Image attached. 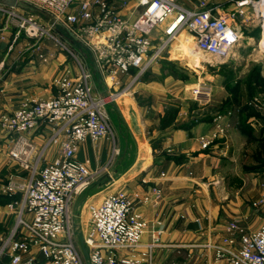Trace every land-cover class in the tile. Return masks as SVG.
<instances>
[{
  "label": "built area",
  "instance_id": "1",
  "mask_svg": "<svg viewBox=\"0 0 264 264\" xmlns=\"http://www.w3.org/2000/svg\"><path fill=\"white\" fill-rule=\"evenodd\" d=\"M19 1L29 8L0 3V42L7 41L6 31L15 28L9 50L24 34L35 41L32 47L44 63L52 55L44 48L47 37L71 52L35 13L40 11L88 46L107 89L95 90L92 71L78 61L77 74L69 70L56 79V94L27 99L17 109L0 113L9 158L23 171L2 185V193L11 197L5 207L15 215V222L8 232L0 233V262L7 258L10 264H87L78 238L82 232L91 264H157L163 230L151 229L149 241L142 242L149 222L136 206L158 205L163 189L153 185L142 192L109 191L87 204L88 219L77 226L74 202L108 169L119 149L113 147L106 164L95 169L76 154L86 140L98 144L113 135L108 102L130 93L179 34H190L194 53L227 59L240 45L239 24L247 23L251 9L264 39V0H235L233 8L221 12L207 0H199L196 8L180 0H135L133 20L122 13L131 0ZM161 25L165 38L158 34ZM124 77L131 80L113 90ZM211 92L212 85L201 80L192 88L193 99L201 105L210 102ZM258 102L254 98L250 104ZM231 113L214 115L213 131L199 137L204 149L227 143ZM42 125L50 134L39 145L32 133ZM52 147L56 154L48 161ZM252 207L260 219L257 226L233 219L225 225V234L204 245L212 253L211 264H264V194Z\"/></svg>",
  "mask_w": 264,
  "mask_h": 264
},
{
  "label": "crops",
  "instance_id": "2",
  "mask_svg": "<svg viewBox=\"0 0 264 264\" xmlns=\"http://www.w3.org/2000/svg\"><path fill=\"white\" fill-rule=\"evenodd\" d=\"M180 2L190 8H196L199 0ZM210 5L215 11L221 12L233 8L235 0H232L227 8H221L217 4ZM122 13L133 20L136 17V1L131 0ZM255 19L256 27H253L252 21L249 20L246 24H239L242 40L245 35L251 40L260 37L259 21L256 17ZM164 28L165 25L159 26V31ZM14 31L15 28L6 31L7 41L0 42V113L17 109L27 99L50 97V75L49 71H45V65L51 63L50 70L53 72L59 67V61L64 59L62 56H65L64 53L51 48L50 52L47 51L57 58L44 64L38 58L36 49L28 46L31 39L24 34L13 49L9 50ZM242 48L245 49L246 46L238 45L236 52L240 53ZM185 53L187 51H184ZM24 54V57L28 54L27 59L30 60L23 61L25 64L20 68H13L14 61ZM177 54V51L167 47L146 77L135 81L132 91L117 99L119 111L111 102L133 140L135 154L128 166L121 160L120 163L108 167L99 179L111 174L113 180L98 188L99 191L95 195L101 194L97 199L99 200L109 191L142 192L153 185L160 186L163 189V199L158 205L136 206L137 211L149 222L142 242L149 241L151 229L161 228L163 233L161 245L157 250L158 264L171 261L174 253L181 250L197 261L202 259L204 264H211L212 253L204 245L225 234V225L233 219H238L245 225L249 224L250 214L241 211L240 200L234 202L227 199L230 192L225 188L226 177L221 172V165L229 151V139L226 144L217 142L208 149H204L199 140L202 135L213 131V121L207 116L215 112H209L206 105H201L194 99L193 101L186 92L187 81L170 74L161 66V59L182 64ZM69 66L73 70L71 65ZM93 69L97 72L94 64ZM130 80L131 77H124L122 84L112 89L118 90ZM98 84L102 88L97 91L104 93L107 86L101 77ZM229 101L233 104L235 102L232 98ZM171 109H175L176 114L165 123L164 118ZM32 134L34 140L42 145L50 132L42 125ZM128 144L126 140L124 149H127ZM56 150V147L50 149L48 161L54 158ZM111 152L107 138L97 145L86 140L81 144L76 157L80 160L88 159L91 168H95L98 160L99 165H105ZM19 174H23V171L9 158L7 135L0 127V194H3V183ZM3 207L0 206V220L8 225V220L15 218V215L5 205Z\"/></svg>",
  "mask_w": 264,
  "mask_h": 264
},
{
  "label": "rangeland",
  "instance_id": "3",
  "mask_svg": "<svg viewBox=\"0 0 264 264\" xmlns=\"http://www.w3.org/2000/svg\"><path fill=\"white\" fill-rule=\"evenodd\" d=\"M207 1H209V4H217V6L221 8H227L230 6L232 0ZM35 13L38 14L43 22L51 27L50 32L62 40L73 53L67 50H61L50 37L43 39L45 51L49 50L50 52L52 48L57 49L58 52H62L65 55L62 56L64 59L59 61V67L53 72L50 70V62H53V59L56 60V55H51L49 61L44 63H50L47 66L45 65L44 69L46 72L49 71L50 76L48 80L52 90L51 94L57 93V78L67 73L69 70L73 74L78 73V61L89 67L93 74L92 81L94 87L96 86L95 90H100L102 87L98 84V81L101 76L99 72H95L93 69L94 58L88 46L82 40L73 39L65 29L55 24L49 16L40 11H35ZM250 13L249 21H252V26L256 27L257 21L251 9ZM158 34L164 37L162 31L158 32ZM261 40H263L262 35L254 38V40L247 38L245 35L240 44L246 46V48H242L241 52L237 53L236 47L234 52L227 59H221L208 54L194 53L192 50L193 39L187 31H184L183 34H179L168 45L169 48L171 47L174 51L178 52L177 57H179L182 63L180 64L178 62L179 65L187 68V74L189 76L186 80L187 83L185 87L188 88L186 92L192 100V88L201 80L212 85L211 100L205 106L208 107V111L217 112L228 108L224 113L228 111L232 112L228 118V139L230 146L229 151L224 157L225 162L221 165V172L226 177L225 188L227 187L230 192L227 199L234 200V202L240 200L241 211L250 214L248 219L249 224H247L249 227L257 226L259 223V216L252 207V203L264 194V47L263 44L260 43ZM34 42V40H31L28 46H32ZM184 46H186V48ZM184 51H187V53L184 54ZM24 56L25 54L14 61L13 68H20L22 64H25L23 61L27 59L28 54L26 57ZM28 60L30 59H27L26 62ZM69 65H71L73 70L70 69ZM4 71L5 70H3L2 73H4ZM230 98L235 102L228 106L226 103ZM254 98H257L259 102L250 104ZM107 106L111 118L113 135L106 138L111 145V151L113 147L119 149V153L114 155L111 164L114 165L123 160L126 166H128L133 161L135 154L133 140L126 131V125L123 119L114 109L110 101ZM241 112H243V114H241L240 117ZM248 112L250 113L248 114ZM126 140H128L129 144L127 149H124ZM97 164L95 168L101 166L99 165V160ZM88 191L89 190L84 191L78 195L72 206V211L75 215V224H80L81 222L85 223L87 221V204L90 201H97L101 195H95V193L99 191L98 188L93 189L91 192ZM3 206L4 205H2V207ZM14 222L15 218L9 219L8 225L0 220V231L4 229L10 230ZM241 223L243 224V222ZM174 255L171 261H166L161 264H204L202 259L197 261L196 258L188 256L187 252L183 250L176 251ZM0 264L10 263L6 258L3 262H0Z\"/></svg>",
  "mask_w": 264,
  "mask_h": 264
},
{
  "label": "trees",
  "instance_id": "4",
  "mask_svg": "<svg viewBox=\"0 0 264 264\" xmlns=\"http://www.w3.org/2000/svg\"><path fill=\"white\" fill-rule=\"evenodd\" d=\"M160 63H161V66L163 69L167 70L170 74L174 75V76H177V77H180L181 79L183 80H187L188 78V74H187V68L182 66V65H179V63L177 61H173V60H167V59H161L160 60ZM150 70V69H149ZM147 70L142 76L141 78H145L146 77V74L147 72L149 71ZM232 103L228 100L226 105H231ZM228 109V108H226ZM226 109H222L220 111H217L215 112L214 114H211V115H208L207 117H211V119H213L214 115L217 114V113H224L225 111H227ZM222 111V112H221ZM249 111V110H248ZM252 112V111H251ZM250 112H248L249 114ZM176 114V110L175 109H171V110H168L167 111V114L164 118V122L167 123L169 119H172V117H174ZM241 114H243V112L240 113V117H241ZM247 116V115H246ZM244 117V116H242ZM11 200V197L5 195V194H0V204L1 205H6L9 201ZM9 229H6L4 231H0V233H6L8 232Z\"/></svg>",
  "mask_w": 264,
  "mask_h": 264
},
{
  "label": "water",
  "instance_id": "5",
  "mask_svg": "<svg viewBox=\"0 0 264 264\" xmlns=\"http://www.w3.org/2000/svg\"><path fill=\"white\" fill-rule=\"evenodd\" d=\"M0 3L5 4V5H9V6H19V7H23V8H29V6L27 4H25L19 0H0ZM69 34L72 37H75V35L70 31H69ZM113 106L115 107V109H117L119 111V108H118L116 103L113 102ZM112 180H113V176L111 174H107L102 179H98L94 184H92L89 187V189L101 188L104 185H107L108 183H110ZM78 238H79L80 246H81L85 261L87 262V264H91L90 260H89V253H88V250L85 246L82 232H78ZM39 258L41 260H43L44 255L41 253L39 255Z\"/></svg>",
  "mask_w": 264,
  "mask_h": 264
},
{
  "label": "bare ground",
  "instance_id": "6",
  "mask_svg": "<svg viewBox=\"0 0 264 264\" xmlns=\"http://www.w3.org/2000/svg\"><path fill=\"white\" fill-rule=\"evenodd\" d=\"M262 44H263V47H264V39H263V43H262ZM184 47L186 48V46H184ZM187 47H188V46H187ZM194 55H196V54H194Z\"/></svg>",
  "mask_w": 264,
  "mask_h": 264
}]
</instances>
